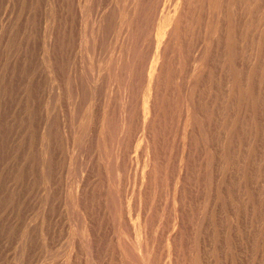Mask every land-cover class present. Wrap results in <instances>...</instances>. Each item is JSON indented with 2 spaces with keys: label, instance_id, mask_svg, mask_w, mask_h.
I'll return each mask as SVG.
<instances>
[{
  "label": "rangeland",
  "instance_id": "1",
  "mask_svg": "<svg viewBox=\"0 0 264 264\" xmlns=\"http://www.w3.org/2000/svg\"><path fill=\"white\" fill-rule=\"evenodd\" d=\"M263 149L264 0H0V264H264Z\"/></svg>",
  "mask_w": 264,
  "mask_h": 264
},
{
  "label": "bare ground",
  "instance_id": "2",
  "mask_svg": "<svg viewBox=\"0 0 264 264\" xmlns=\"http://www.w3.org/2000/svg\"><path fill=\"white\" fill-rule=\"evenodd\" d=\"M150 2V1H149ZM214 2V1H213ZM39 4V3H38ZM190 4V3H189ZM81 5V4H80ZM202 6V5H201ZM36 8V7H35ZM58 9V8H57ZM176 10V9H175ZM193 10V9H192ZM124 11V10H123ZM180 11V10H179ZM83 14V13H82ZM177 15V14H176ZM175 16V15H174ZM20 17V16H19ZM162 19V18H161ZM172 19V18H171ZM222 19V18H220ZM127 20V19H126ZM12 21V20H11ZM30 21V20H29ZM103 21V19H102ZM123 21V20H122ZM171 21V20H170ZM188 21V20H187ZM210 21V20H209ZM234 22V21H233ZM10 24V23H9ZM256 24V23H255ZM174 25V24H173ZM38 26V25H37ZM121 26V25H120ZM203 29V28H202ZM220 29V28H219ZM134 30V29H133ZM162 30V29H161ZM157 31V30H156ZM212 31V30H211ZM87 34V33H86ZM255 34V33H254ZM27 35V34H26ZM157 35V34H156ZM159 35V33H158ZM165 35V34H164ZM161 36H159L160 38ZM261 37V36H260ZM158 38V39H159ZM14 40V39H13ZM248 41V40H247ZM161 42V41H160ZM221 44V43H220ZM247 44V43H246ZM11 45V44H10ZM243 45V44H242ZM52 46V45H51ZM182 46V45H181ZM15 47V46H14ZM128 48V47H127ZM157 49V48H156ZM239 51V50H238ZM52 52V51H51ZM69 52V51H68ZM197 52V51H196ZM158 53V52H157ZM13 54V53H12ZM155 59V58H154ZM261 59V58H260ZM185 60V59H184ZM212 60V59H211ZM263 60V59H262ZM17 61V60H16ZM155 61V60H154ZM157 63V62H156ZM154 62V64H156ZM18 64V63H17ZM59 64V63H58ZM263 64V63H262ZM19 66V65H18ZM64 66V65H63ZM154 67V66H153ZM152 67V68H153ZM106 68V67H105ZM166 68V67H165ZM239 68V67H238ZM155 69V67H154ZM210 69V68H209ZM256 69V68H255ZM135 70V69H134ZM151 70V68H150ZM18 71V70H17ZM24 73V72H23ZM70 73V72H69ZM136 76V75H135ZM150 76V75H149ZM152 77V76H151ZM191 77V76H190ZM27 78V77H26ZM82 78V77H81ZM87 78V77H86ZM136 78V77H135ZM151 79V78H150ZM156 79V78H155ZM150 81V80H149ZM152 81V80H151ZM152 83V82H151ZM167 84V83H166ZM186 84V83H185ZM152 85V84H151ZM207 85V84H206ZM149 86V85H148ZM165 86V85H164ZM61 87V86H60ZM152 87V86H151ZM200 87V86H199ZM93 88V87H92ZM130 88V87H129ZM149 88V87H148ZM209 88V87H208ZM230 88V87H229ZM6 90V89H5ZM73 90V89H72ZM171 90V89H170ZM198 91V90H197ZM250 91V90H249ZM21 92V91H20ZM149 93L152 92V91H148ZM148 93V94H149ZM236 95V94H235ZM24 96V95H23ZM83 97V96H82ZM241 97V96H240ZM246 97V96H245ZM195 98V97H194ZM146 100V99H145ZM178 101V100H177ZM147 102V101H146ZM179 103V102H178ZM13 104V103H12ZM94 104V103H93ZM145 105V104H144ZM9 107V106H8ZM203 107V106H202ZM110 108V107H109ZM146 108V107H145ZM194 108V107H193ZM117 109V108H116ZM147 109V108H146ZM251 109V108H250ZM175 111V110H174ZM215 113V112H214ZM232 113V112H231ZM225 114V113H224ZM243 114V113H242ZM146 115V114H145ZM152 115V114H151ZM179 116V115H178ZM146 117V116H145ZM233 117V116H232ZM243 118V117H242ZM252 118V117H251ZM197 119V118H196ZM86 121V120H85ZM162 121V120H161ZM205 121V120H204ZM91 123V122H90ZM88 125V124H87ZM222 128V127H221ZM190 129V128H189ZM248 129V128H247ZM155 132V131H154ZM161 132V131H160ZM205 132V130H204ZM5 133V132H4ZM255 136V135H254ZM258 136V135H257ZM47 138V137H46ZM253 139V138H252ZM46 140V139H45ZM156 140V139H155ZM242 140V139H241ZM67 141V140H66ZM223 142V141H222ZM169 143V142H168ZM240 145V144H239ZM84 146V145H83ZM238 146V145H237ZM33 147V146H31ZM53 148V147H52ZM251 150V149H250ZM264 150V149H263ZM193 151V150H192ZM89 152V151H88ZM31 153V152H30ZM173 153V152H172ZM176 154V153H175ZM152 157V156H151ZM240 157V156H239ZM200 158V157H199ZM84 159V158H83ZM244 159V158H243ZM261 159V158H260ZM125 161V160H124ZM49 162V161H48ZM96 162V161H94ZM126 163V162H125ZM129 163V162H128ZM244 163V162H242ZM248 163V162H247ZM4 164V163H3ZM184 164V163H183ZM27 165V164H26ZM253 165V164H252ZM166 166V165H165ZM251 166V165H250ZM254 166V165H253ZM32 167V166H31ZM149 168V167H148ZM204 169V168H203ZM22 170V169H21ZM257 170V169H256ZM263 170V169H262ZM151 171V170H150ZM199 172V171H198ZM141 173V172H140ZM256 173V172H255ZM155 174V173H154ZM245 174V173H244ZM249 174V173H248ZM80 175V174H79ZM150 176V175H149ZM220 176V175H219ZM264 177V176H263ZM41 178V177H40ZM225 178V176H224ZM15 179V178H14ZM106 180V179H105ZM226 180V179H225ZM251 181V180H250ZM19 183V182H18ZM52 183V182H51ZM50 185V184H49ZM201 185V184H200ZM15 186V185H14ZM149 187V186H148ZM157 187V186H156ZM179 188V187H178ZM38 189V188H37ZM242 190V189H241ZM151 191V190H150ZM254 191V190H253ZM259 191V190H258ZM176 193V192H175ZM256 196V195H255ZM2 197V196H1ZM58 197V196H57ZM48 198V197H47ZM258 198V197H257ZM264 198V197H263ZM151 199V198H150ZM145 204V203H144ZM180 204V203H179ZM80 205V204H79ZM42 206V205H40ZM206 206V205H205ZM155 207V206H154ZM251 208V207H250ZM258 209V208H257ZM262 209V208H261ZM11 210V209H10ZM229 210V209H228ZM235 210V209H234ZM82 211V210H81ZM259 211V210H258ZM75 212V211H74ZM214 212V211H213ZM164 213V212H163ZM23 216V215H22ZM259 218V217H258ZM93 219V218H92ZM97 219V218H96ZM263 220V219H262ZM53 221V220H52ZM221 221V220H220ZM138 223V222H137ZM164 224V223H163ZM187 224V223H186ZM247 224V223H246ZM78 225V224H77ZM87 225V224H86ZM135 226V225H134ZM175 226V225H174ZM26 227V226H25ZM143 229V228H142ZM51 230V229H50ZM132 231V230H131ZM139 231V230H138ZM175 231V230H174ZM91 233V232H90ZM211 233V232H210ZM108 234V233H107ZM147 234V233H146ZM149 234V233H148ZM171 234V233H170ZM65 235V234H64ZM153 235V234H152ZM75 236V235H74ZM83 236V235H82ZM242 237V236H241ZM66 239V238H65ZM92 239V238H91ZM113 239V238H112ZM256 239V238H255ZM88 240V239H87ZM176 241V240H175ZM188 243V242H187ZM109 245V244H108ZM168 245V244H167ZM90 248V247H89ZM203 248V247H202ZM90 250V249H89ZM205 253V252H204ZM20 254V253H19ZM75 254V253H74ZM246 255V254H245ZM87 257V256H86ZM163 258V257H162ZM87 259V258H86ZM49 260V259H48ZM101 260V259H100ZM117 260V259H116ZM71 263V262H70ZM118 263V262H117ZM189 263V262H188ZM263 263V262H262ZM58 264V263H57Z\"/></svg>",
  "mask_w": 264,
  "mask_h": 264
}]
</instances>
